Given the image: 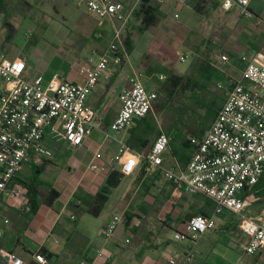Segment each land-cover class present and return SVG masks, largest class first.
<instances>
[{"label": "crops", "instance_id": "obj_1", "mask_svg": "<svg viewBox=\"0 0 264 264\" xmlns=\"http://www.w3.org/2000/svg\"><path fill=\"white\" fill-rule=\"evenodd\" d=\"M22 1L26 6L32 2L43 3L42 0ZM47 1L56 15L72 16L75 22L80 20L77 26L78 35L82 37L80 44L88 41L86 36L90 35L92 40L84 43L90 53L77 54L61 68L54 65L57 57L50 51L57 48L55 43L26 47L23 57L6 52L5 35L0 42V55L12 60L23 59L25 77L43 76L49 81L58 74L67 81L81 82L79 67L96 63L118 28L122 45L123 37L129 36L133 50L126 54L124 49L125 59L121 65L109 64L90 94L87 104L96 111L97 121L83 146L74 149L69 143L55 141L47 135L43 140L47 155L41 163L24 165L20 179L28 192L29 188L35 191L37 212L29 218L30 202L26 211L13 208L5 201L3 218H0V249L14 252L24 264H39L34 260L36 254H42L46 264H80L82 261L169 264L170 258L184 261L187 253L193 255L191 264H264V249L255 255L245 253L243 246L248 240L238 229L237 217L230 212L216 216V227L200 235L195 242L176 241L175 234L183 233L180 227L197 215L212 217L215 204L207 197L192 196L184 188H177L163 178L161 170L146 174L143 159L133 173L124 176L120 185L112 190L98 217L88 213L93 198L105 186L110 170L119 168L114 157L121 145L145 155L158 135L165 133L170 143L163 154V169L176 173L186 170L194 149L190 139L202 138L227 94L237 83L246 84L241 57L264 55V0H249L245 15L236 8L223 10L216 0H151L158 21L143 32H140L141 20L134 14L139 4L125 24L92 17L97 22L94 27L88 26L91 16L82 0H72L75 9L71 8L70 0ZM116 1L126 13L134 3V0ZM13 2L15 0H0V25L5 26L7 21L15 31L10 20L16 17L9 15L10 10L15 11ZM37 11L49 14L42 7ZM80 44L76 49H83ZM223 55L228 57L226 63L221 61ZM135 75L159 99L153 111L135 120L130 130L114 132L110 125L121 109L120 95ZM160 94H175V98L169 101ZM192 94L203 101L197 106L189 104ZM191 114L196 115L197 120L188 122L187 116ZM201 118L206 119L204 123L199 122ZM97 154L101 155L97 162L104 171L89 169ZM25 168L30 172L28 178L23 175ZM248 193L253 195L245 213L258 219L264 213V173L255 187L242 190L239 195L244 199ZM116 215L121 217V223L113 236L105 240L100 230ZM98 251H103L104 257L97 258Z\"/></svg>", "mask_w": 264, "mask_h": 264}, {"label": "built area", "instance_id": "obj_2", "mask_svg": "<svg viewBox=\"0 0 264 264\" xmlns=\"http://www.w3.org/2000/svg\"><path fill=\"white\" fill-rule=\"evenodd\" d=\"M86 12L94 19L111 20L125 24L141 0H134L129 13L116 0H82ZM229 11L236 8L241 15L247 13L249 0H216ZM124 58L121 29H116L114 39L94 64L79 67L81 82H71L60 75L49 81L43 76L25 77L23 59H9L0 55V218L4 202L16 209L29 211L28 188L20 179L25 164L38 165L47 152L43 146L45 136L55 141H65L72 148L83 146L96 128L97 113L87 100L109 64L119 66ZM226 63L228 57L223 55ZM243 78L246 84L237 83L227 94L214 122L202 138H191L193 154L185 171L176 173L163 169V154L170 138L160 133L151 149L141 155L129 146L121 145L114 157L124 176L131 175L144 160V171L152 174L161 170L166 181L184 188L189 195H201L215 204L212 217L197 215L189 221V232L177 233L178 242H195L200 235L216 227L214 218L230 212L238 219V229L247 238L243 246L248 255L264 249V213L255 219L245 213L250 200L240 197V192L255 186L264 173V55L242 56ZM158 95L148 91L139 76L129 80V87L120 95L121 109L110 125L114 132L130 130L134 121L149 115ZM96 155L90 171H104ZM8 223V220H5ZM121 217L116 215L100 230L108 240L116 232ZM97 258L104 257L103 251ZM192 253L184 261L175 258L169 264H191ZM3 264H24L14 252L0 249ZM39 264L47 261L42 254L34 255ZM80 264H91L82 261Z\"/></svg>", "mask_w": 264, "mask_h": 264}, {"label": "rangeland", "instance_id": "obj_3", "mask_svg": "<svg viewBox=\"0 0 264 264\" xmlns=\"http://www.w3.org/2000/svg\"><path fill=\"white\" fill-rule=\"evenodd\" d=\"M42 1L43 3L32 2L30 6L24 5L22 0H15V2H13L15 11L13 12L10 10L9 15H14L16 17L10 20L15 26V31L12 37L8 40L6 52H14L16 55H21L24 57L25 55L23 51L26 50V47L35 48L37 46L44 45V43H55L57 48H50V51L55 53L57 57L56 61H54V65H59L61 68L66 67L65 62H68L66 60L76 57V55L79 53H86L89 55V47L87 49L84 43H89V40L92 39H90V35H87L86 37L88 41L83 40V42L80 44L82 37L78 35L77 28L79 25L78 22L80 20L75 22L76 20L72 16L70 18H65L61 15H56L55 12H53V7L49 4V2L47 0ZM74 3L72 0H70V6L72 9H75V7H73ZM41 7L44 9V11L49 13L47 14L48 17L37 11ZM80 10L84 11V8L81 7ZM49 18L52 19L50 20ZM88 22V26H97V22L92 17H88ZM85 27H87V25ZM8 34L9 31L7 27L0 25V42L3 41L5 35ZM61 34L64 38H62ZM73 42H75L77 45H74ZM79 44L81 48L83 47V52V49H76L75 46H79ZM91 57L93 60H96L94 56ZM189 100V104H194L197 106L198 103L203 101V98L196 96V94H192ZM187 117L188 122H192L194 119L197 120L196 115L191 114ZM205 120L201 118L199 122L204 123ZM23 175L25 178H28L30 172H28L25 168ZM180 230H182L184 234L188 233L189 222H187L186 226L182 228L180 227Z\"/></svg>", "mask_w": 264, "mask_h": 264}, {"label": "trees", "instance_id": "obj_4", "mask_svg": "<svg viewBox=\"0 0 264 264\" xmlns=\"http://www.w3.org/2000/svg\"><path fill=\"white\" fill-rule=\"evenodd\" d=\"M134 14L135 16H137V18L141 20L140 32H143L149 27L154 26L158 21V14L156 13V8L151 3V0H141ZM5 27H7L9 31V34L7 35V40H9L12 37L14 29L13 26L7 23V21L5 22ZM123 46L126 54H130L132 52L133 44L129 36L123 37ZM124 59L125 58H123V62ZM160 95H162L166 100L169 101H172L175 98V94H160ZM123 177L124 175L121 173L119 168H114L110 170L106 179L105 186L101 188V190L93 198L92 203L88 207V213L90 215H92L93 217H98L101 214L103 208L105 207L108 201L110 193L112 192L113 189L117 188L120 185ZM244 190H248V189H244ZM252 195H253L252 193H248L246 196H244V199L251 200ZM35 196H36L35 191L32 188H29V197H30L29 202L31 206L29 212V218L34 217V215L37 212V206L35 205V200H36ZM50 201H52L51 197H50Z\"/></svg>", "mask_w": 264, "mask_h": 264}]
</instances>
